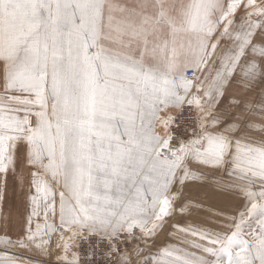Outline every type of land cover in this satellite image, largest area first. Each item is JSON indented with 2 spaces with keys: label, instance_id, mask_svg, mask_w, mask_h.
I'll return each mask as SVG.
<instances>
[{
  "label": "snow or ice",
  "instance_id": "obj_1",
  "mask_svg": "<svg viewBox=\"0 0 264 264\" xmlns=\"http://www.w3.org/2000/svg\"><path fill=\"white\" fill-rule=\"evenodd\" d=\"M0 264H264V0H0Z\"/></svg>",
  "mask_w": 264,
  "mask_h": 264
},
{
  "label": "rangeland",
  "instance_id": "obj_2",
  "mask_svg": "<svg viewBox=\"0 0 264 264\" xmlns=\"http://www.w3.org/2000/svg\"><path fill=\"white\" fill-rule=\"evenodd\" d=\"M235 203H236V206H238L239 202H235ZM219 204H220V201H218V206H219ZM197 222H198V221H197ZM165 231H167V230H165ZM166 239H167L166 235H162V236L160 237L158 243L163 244V243L165 242Z\"/></svg>",
  "mask_w": 264,
  "mask_h": 264
},
{
  "label": "crops",
  "instance_id": "obj_3",
  "mask_svg": "<svg viewBox=\"0 0 264 264\" xmlns=\"http://www.w3.org/2000/svg\"><path fill=\"white\" fill-rule=\"evenodd\" d=\"M215 203H216V204H217V206H218V201H216Z\"/></svg>",
  "mask_w": 264,
  "mask_h": 264
}]
</instances>
